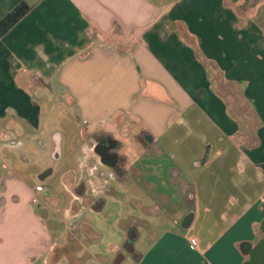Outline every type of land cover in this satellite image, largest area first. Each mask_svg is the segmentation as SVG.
Instances as JSON below:
<instances>
[{
	"label": "crops",
	"instance_id": "0c3cea01",
	"mask_svg": "<svg viewBox=\"0 0 264 264\" xmlns=\"http://www.w3.org/2000/svg\"><path fill=\"white\" fill-rule=\"evenodd\" d=\"M23 2L0 37V264H85L82 250L114 264L140 232L125 204L98 217L102 196L157 194L148 154L182 202L164 199L171 226L133 264H250L264 240V22L245 0H0V22Z\"/></svg>",
	"mask_w": 264,
	"mask_h": 264
},
{
	"label": "rangeland",
	"instance_id": "374dc122",
	"mask_svg": "<svg viewBox=\"0 0 264 264\" xmlns=\"http://www.w3.org/2000/svg\"><path fill=\"white\" fill-rule=\"evenodd\" d=\"M243 7L242 10L244 13L249 14L251 19L259 22H264V0H245L243 2ZM122 162H120L121 164ZM141 164L147 166L149 168L148 170V176L146 177L147 181L150 182L152 181L153 185H156L158 187V193H148L147 190L145 189V193L142 194H129L125 196L122 191V187L117 184L114 189L116 190V193L114 191H109V193H105L106 195H103V200L102 202L106 201L107 209L104 211L103 214H101L98 217L102 218H114L116 217L117 209L121 205L125 204V207L129 206L130 208H133L134 210H131L132 216V223H138L135 224L137 228L139 229L140 236L133 241V248L136 250H143L147 247L150 238L154 237L157 233H160L161 231L170 228L171 224H169V220L167 219L169 216V213L167 210V206L165 203L163 204V201L165 198H167L172 204L176 205L182 202L181 198L182 195L177 193L175 188H171L173 186H176L175 181L171 178L170 172L168 169V162L166 161L165 158H157L156 160L151 157L149 154L145 155L142 157V160L140 162ZM173 185V186H172ZM112 192V193H111ZM113 196V197H112ZM114 198V199H112ZM143 203L144 207H147L149 209L146 210L147 214L149 212L154 213L155 215L153 216H148L144 215L143 212H141L139 203ZM96 217V216H95ZM140 219V223L137 222V220ZM144 219H150L149 222L152 223L153 226L150 225H145L141 223V220ZM153 219H157L159 222L156 220L151 222ZM156 222L158 223V226H156ZM155 224V225H154ZM169 224V225H168ZM167 225V226H166ZM51 229L56 230L58 237H61V241L63 239H68L69 245L67 246L68 248H72L73 245V240L71 234L67 233V236H62V229L60 227H55L52 226L50 227ZM107 235L105 236V238ZM70 239L72 241H70ZM65 242V243H66ZM88 244V243H87ZM79 242H77V246H79ZM103 245L105 248V244H100ZM82 245H80L81 248ZM81 250V249H80ZM81 252L82 255L80 256V263H87V264H97L93 259H89L87 257V253L82 250ZM126 256L125 260L122 262V264H133L134 257L129 254L128 251L123 252ZM118 255V254H117ZM117 255H115L114 259H116ZM130 257V259H129ZM129 259V260H128ZM67 264H79L73 261V259L68 260L67 259ZM65 263V264H66Z\"/></svg>",
	"mask_w": 264,
	"mask_h": 264
},
{
	"label": "trees",
	"instance_id": "16d2710c",
	"mask_svg": "<svg viewBox=\"0 0 264 264\" xmlns=\"http://www.w3.org/2000/svg\"><path fill=\"white\" fill-rule=\"evenodd\" d=\"M29 11L30 6L24 2L16 6L13 11L0 22V37L4 36L9 30H11L23 17L28 14ZM132 244L133 242L128 241L122 246V250L118 253L114 264H122L126 258L123 253L124 251H128L130 255H132L135 259H138L139 256L136 254ZM71 259H73V261L75 260L72 257Z\"/></svg>",
	"mask_w": 264,
	"mask_h": 264
},
{
	"label": "water",
	"instance_id": "95a60500",
	"mask_svg": "<svg viewBox=\"0 0 264 264\" xmlns=\"http://www.w3.org/2000/svg\"><path fill=\"white\" fill-rule=\"evenodd\" d=\"M95 153L101 157L103 164L111 167L116 166L118 162V156L111 155L109 153L108 147L105 146L102 149V146L98 145L95 148ZM263 230H264V223H263ZM135 237H136V233L133 232L130 236V241L135 239ZM250 264H264V240L259 243L256 253L252 257V261Z\"/></svg>",
	"mask_w": 264,
	"mask_h": 264
},
{
	"label": "clouds",
	"instance_id": "9594fccd",
	"mask_svg": "<svg viewBox=\"0 0 264 264\" xmlns=\"http://www.w3.org/2000/svg\"><path fill=\"white\" fill-rule=\"evenodd\" d=\"M82 152H83V156L79 159L81 161L80 162L81 168H84L87 166V161L89 159V154L91 152V149L88 148V146H84V148L82 149ZM94 172H95L94 167L87 168V174L89 176H91ZM93 194L98 195L99 193H97L96 190L93 189ZM118 241H119V237L115 233H110L108 239L105 240V243L113 244L114 242H118ZM113 250H115V248H113Z\"/></svg>",
	"mask_w": 264,
	"mask_h": 264
},
{
	"label": "flooded vegetation",
	"instance_id": "af4514ba",
	"mask_svg": "<svg viewBox=\"0 0 264 264\" xmlns=\"http://www.w3.org/2000/svg\"><path fill=\"white\" fill-rule=\"evenodd\" d=\"M96 143L99 145V146H102V149H103V147H108L109 148V153L111 154V155H114V154H116L117 153V147L114 149V145H113V143L111 142V141H109V139H105V138H101V137H98L97 139H96ZM118 166V165H117Z\"/></svg>",
	"mask_w": 264,
	"mask_h": 264
},
{
	"label": "built area",
	"instance_id": "2783aa9c",
	"mask_svg": "<svg viewBox=\"0 0 264 264\" xmlns=\"http://www.w3.org/2000/svg\"><path fill=\"white\" fill-rule=\"evenodd\" d=\"M86 123V122H85ZM36 191L37 192H39V193H41V192H43L44 191V187L41 185V186H38L37 188H36ZM33 203L34 204H37L38 203V198H34L33 199Z\"/></svg>",
	"mask_w": 264,
	"mask_h": 264
}]
</instances>
